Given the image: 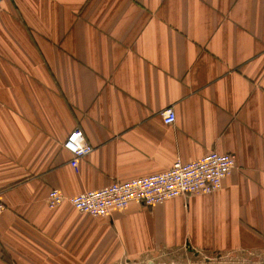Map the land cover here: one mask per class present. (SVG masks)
Instances as JSON below:
<instances>
[{"label":"crops","instance_id":"1","mask_svg":"<svg viewBox=\"0 0 264 264\" xmlns=\"http://www.w3.org/2000/svg\"><path fill=\"white\" fill-rule=\"evenodd\" d=\"M77 127L94 149L73 167ZM210 151L236 159L216 192L104 217L48 207L52 188L72 196ZM0 198V264L263 247L264 0H4Z\"/></svg>","mask_w":264,"mask_h":264},{"label":"built area","instance_id":"2","mask_svg":"<svg viewBox=\"0 0 264 264\" xmlns=\"http://www.w3.org/2000/svg\"><path fill=\"white\" fill-rule=\"evenodd\" d=\"M3 1L0 0V5ZM162 117L165 124H173L176 112L173 107H168L162 111ZM63 145L73 155V167H77L79 160L94 149L78 127L69 133ZM235 165L233 154L210 151L191 161L178 160L165 171L115 180L107 186L72 196L52 188L47 195V204L50 209H56L68 201L82 214L104 217L115 209L127 208L132 202L150 207L182 196L216 192L222 188L224 179L231 174ZM4 209L0 198V213Z\"/></svg>","mask_w":264,"mask_h":264},{"label":"rangeland","instance_id":"3","mask_svg":"<svg viewBox=\"0 0 264 264\" xmlns=\"http://www.w3.org/2000/svg\"><path fill=\"white\" fill-rule=\"evenodd\" d=\"M115 264H264V246L252 251L226 253H202L183 248L175 251H157L141 255L135 261H120Z\"/></svg>","mask_w":264,"mask_h":264}]
</instances>
